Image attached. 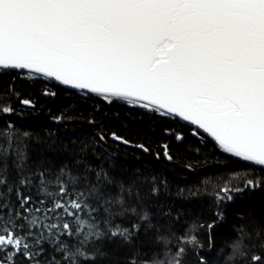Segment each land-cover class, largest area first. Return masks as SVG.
<instances>
[{
    "label": "snow or ice",
    "instance_id": "1",
    "mask_svg": "<svg viewBox=\"0 0 264 264\" xmlns=\"http://www.w3.org/2000/svg\"><path fill=\"white\" fill-rule=\"evenodd\" d=\"M5 76L0 116L17 111L13 98L35 108L15 82L41 79L128 108L129 115L139 110L178 144L191 136L252 165L231 172L215 191V219L199 225L209 249L234 194L264 189V0H0V79ZM42 95L57 92L45 83ZM65 119L63 112L53 117L57 124ZM107 139L150 151L116 132L98 137ZM30 147L31 133L11 122L0 126V264H96L107 255L103 240L133 246L142 229L158 226L145 195L158 197L166 180L117 179L103 162H89L86 146L56 170L34 167ZM97 151L110 158L102 147ZM161 152L174 159L169 143L160 145L157 158ZM145 184L150 187L142 193ZM155 215L171 213L161 208ZM179 243L168 264H183L184 245L196 264H209L197 235ZM256 246L241 240L233 256L264 264V251L252 252ZM259 246L264 249V242ZM128 264L138 262L132 257Z\"/></svg>",
    "mask_w": 264,
    "mask_h": 264
},
{
    "label": "trees",
    "instance_id": "2",
    "mask_svg": "<svg viewBox=\"0 0 264 264\" xmlns=\"http://www.w3.org/2000/svg\"><path fill=\"white\" fill-rule=\"evenodd\" d=\"M9 79V76L0 79V88L6 87ZM45 83L57 92L55 97L42 95ZM15 86L23 98L34 101L35 108H22L13 98V106L17 111L10 116H0V126L11 122L19 132L31 133L29 163L34 167L56 170L62 164L69 163L73 153L82 155L79 149L86 146L89 162L93 165L103 162L105 168L117 179L127 181L137 176L149 179L155 176L158 181H167L166 191H162L158 197L145 195V204L154 214L153 222H158V226L147 232L142 229L133 246L124 245L118 239L103 240L100 242L101 250L107 255L98 259L96 264H128L132 257L136 258L138 264L153 259L168 264L176 248L181 246L180 237L192 234L197 235L204 246L199 252L209 264H246L239 257L233 256V245L241 240L248 246L253 243L257 245L252 252L264 251L259 246L264 242V189L234 194V200L227 204L225 220L213 230L211 249L208 247L206 230L199 227L215 219L214 193L224 184L225 178L233 171L251 168L252 165L229 160L216 152L210 143L205 147L191 136L179 144L163 137L162 128L155 126L158 121L149 123V118L142 116L139 110L129 115L128 108L106 105L99 98H85L73 89L56 86L50 81L43 82L41 79H18ZM62 112L67 119L55 123L53 117ZM89 120L95 123H89ZM112 132L124 136L133 144L143 143L150 151L145 153L111 139L98 141L101 133L110 137ZM165 142L169 143L174 157L172 161L164 159L162 152L160 158H157L160 145ZM98 146L109 154L108 160H104L103 153L97 151ZM198 147L199 152L196 150ZM186 164H191L192 169H187ZM149 187L143 185L142 193H147ZM193 192H198V195L193 196ZM161 208L171 215H155ZM193 224L197 225L194 232L190 228ZM257 230L261 232L259 237L256 236ZM184 246L189 248V252L183 264H196L197 257L191 246ZM252 252H249V258Z\"/></svg>",
    "mask_w": 264,
    "mask_h": 264
}]
</instances>
